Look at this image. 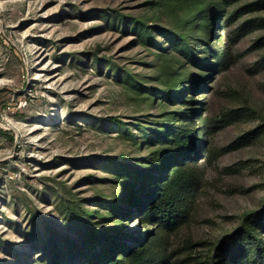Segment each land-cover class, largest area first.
<instances>
[{
    "label": "rangeland",
    "instance_id": "obj_1",
    "mask_svg": "<svg viewBox=\"0 0 264 264\" xmlns=\"http://www.w3.org/2000/svg\"><path fill=\"white\" fill-rule=\"evenodd\" d=\"M250 227L264 0H0V264H241Z\"/></svg>",
    "mask_w": 264,
    "mask_h": 264
},
{
    "label": "trees",
    "instance_id": "obj_2",
    "mask_svg": "<svg viewBox=\"0 0 264 264\" xmlns=\"http://www.w3.org/2000/svg\"><path fill=\"white\" fill-rule=\"evenodd\" d=\"M114 120H117L115 117H113ZM119 122V120L117 121ZM121 122V121H120ZM187 144L189 141V137L184 139ZM186 155V153H185ZM173 167V164L170 166V168ZM169 168V169H170ZM164 176V175H163ZM161 179V177H160ZM163 179V178H162ZM156 184L154 183L152 185V189L155 188ZM153 209L161 215L166 220H173V218H177L179 215V210L176 206V203L167 195V191H165L160 198L159 202H153ZM79 222L81 224V230L83 233L89 238L94 239L96 238V234L94 233L91 225L88 223L87 219L82 216H78ZM143 229L145 230V227L143 225L139 226V230L142 232ZM145 232V231H144ZM142 236V235H141ZM245 240L247 244H250V248L246 247L243 248V245L241 242H237L235 238H233L234 243L237 244L239 247V253L237 255V259L241 264H264V243L261 239H258L255 234V230L253 227H250L248 230H245L244 232ZM143 237V236H142ZM120 244V241L118 240L115 245L118 246ZM109 250L108 254V260L105 261L101 257H97V255H94V257H90L87 259L88 264H126L124 260L120 259L118 257L117 252L113 251V247L107 246ZM50 250L52 253H54V257L56 258L58 256L57 254V246L55 244L50 245ZM123 253L127 254L126 250L122 251ZM141 254V253H140ZM140 254L135 255L133 257V264H137L140 260ZM217 254L213 255V259L211 264H215V261H218Z\"/></svg>",
    "mask_w": 264,
    "mask_h": 264
}]
</instances>
